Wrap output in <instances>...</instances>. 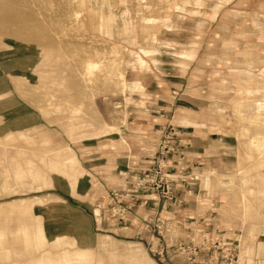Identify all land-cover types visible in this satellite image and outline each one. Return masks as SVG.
I'll use <instances>...</instances> for the list:
<instances>
[{
    "label": "rangeland",
    "instance_id": "rangeland-1",
    "mask_svg": "<svg viewBox=\"0 0 264 264\" xmlns=\"http://www.w3.org/2000/svg\"><path fill=\"white\" fill-rule=\"evenodd\" d=\"M152 1L108 0L104 3L99 0L101 11L116 14L112 18L115 24L111 22L107 25L115 31L114 35L97 33L102 32V28L98 30L99 23L86 16L82 23L88 25L85 30L74 29V22L51 19L50 25L45 24L41 31L35 32L49 33L53 37V45L57 46L55 48L17 39L0 31V93H7L0 99V102L3 101V111L0 109V231L16 229L18 221L15 218L18 215L23 216L27 224L32 220L33 227L41 224L52 231L69 227L73 229V234L68 235V238L87 229L94 233L93 238L95 236L93 248L86 247L91 250L90 260L94 264H125L123 259L117 257L126 255L133 245H141L153 259L141 256L140 250L134 247L126 255L138 257L137 263L133 264H152V261L154 264H190L183 249L201 243L203 235L207 234L216 244L201 252L200 264H252L250 259L254 260L253 264H258L264 257V251L257 248V241L264 240V233L252 239L250 229L253 224H257L258 230L262 227L264 232V196L258 192L261 187L264 188V169H253L254 161L250 158L243 161V165L250 171V186L256 188V192L250 194L241 181L244 172L240 174L237 171L240 168L238 162L241 148L257 154L256 148L248 147L249 137L241 134V125H249L250 122H241L230 107L226 108L222 118L215 111V105H230L232 101L231 97L227 98L226 94L218 90L221 88L219 83L230 80V66L222 59L227 53L225 42L233 41L243 47L247 41H259L264 31L254 25V19L264 25V0H176L172 7L167 2ZM11 3H21L24 10L31 13L33 10L35 14L39 9L48 7L45 0H0V7ZM216 7L219 13L213 19L212 13ZM5 8L10 9L8 6ZM57 8L56 4L49 18L56 16ZM125 28H129V32L127 30L126 34H120ZM65 31H72V34L69 32L68 35ZM30 37L33 42H48L33 34ZM193 41L197 42L194 44L198 47L196 52L188 54V59L178 58L175 52L190 48ZM59 43L72 44L60 49ZM153 47L160 49L157 54L165 51V114L168 115L170 125L165 137L169 142L168 149L170 152L177 149L169 135L172 129L175 130L173 137H176V132L182 129L179 126H193L176 121L178 108L190 107L198 114L197 118L206 123L202 128L195 126L197 134L208 137L206 144L201 147V165L195 172L186 171L184 179L178 178L180 180L177 179L180 176L168 170L166 165L165 173L171 174L176 180L174 194L176 189L183 187L185 199L182 204L167 207L165 211H158L154 215L140 210L141 219L155 218L152 224L145 226L142 220L136 219L125 226L107 220L109 224L103 226L105 220L98 212L106 201L107 188H117L123 184L118 176L123 177L124 173H115L120 159L136 149L140 152L146 147L141 138L147 132L138 131L137 141L132 140L138 142V147L134 149L126 127H130L131 110L136 106H145L151 96L140 80L143 81L145 74L151 73L157 66L154 61L157 54L151 55L154 54ZM43 57L46 60L42 61ZM141 57L146 62L144 67L138 64ZM87 59L97 61L94 63L95 69L83 62ZM42 62H50L53 66H43ZM38 65L41 69L34 71ZM50 69L57 71L58 78L64 76L66 82L62 86L53 84L52 89H43L39 84L42 70ZM84 72L87 77L85 82L81 78ZM124 79L129 84L133 83L132 80L137 81L125 90ZM45 89L51 91V95L57 93L54 105L67 104L64 97L73 106L82 100L85 111L83 115L90 123L86 121L82 127L75 129L64 124L70 114L69 110L64 113L54 109L47 111L48 106L53 104L48 100L50 94L43 95ZM81 89L83 94H80ZM4 100H10V103ZM105 123L123 126L122 132L98 131L99 125ZM261 127L259 124L254 126L259 129ZM195 129L186 130L194 132ZM9 135L15 138L8 140ZM122 135L129 145L121 142ZM244 142L247 147L240 145ZM66 145L73 149L75 164L61 160L60 166L68 169L73 176L52 166L51 161L56 158L45 151L46 148L58 149ZM212 169L214 173L210 178H213L214 184L209 190L205 187V179ZM35 175L41 178L36 179ZM245 190L253 201L254 209L250 212L245 211L241 201L242 191ZM21 199H26L23 204L20 203ZM17 202L20 204L17 205ZM49 208L59 211L54 217L48 218ZM137 227L140 232L135 234ZM8 234L11 238L12 234ZM106 235H111L115 241L113 253L109 249L112 247L110 236ZM245 242L253 243L251 251L247 253V260L241 262V244ZM60 244L52 241L41 247L40 251L15 257L13 254V258L0 262L28 263L48 250L57 259V254L64 250L77 251L81 247L79 244ZM111 254L115 255L116 260L110 258ZM69 257L77 256L73 254Z\"/></svg>",
    "mask_w": 264,
    "mask_h": 264
},
{
    "label": "bare ground",
    "instance_id": "bare-ground-1",
    "mask_svg": "<svg viewBox=\"0 0 264 264\" xmlns=\"http://www.w3.org/2000/svg\"><path fill=\"white\" fill-rule=\"evenodd\" d=\"M45 1L47 2L48 7L46 9H42V8L39 9L38 13H36V14L33 12V10H32V13L24 10L21 3L20 4H14V3L12 4L11 3L8 5L7 4L2 5L0 7V31L3 33H6L7 35L14 36L17 39H23V40H26V41L31 42V43H36L37 45H43V46H48L50 48L51 47L55 48L57 46L53 45V43L51 41L53 37H51L49 33H44V32L36 33L35 31H41L40 29L45 24L49 23V25H50L51 19H56V20L63 21L66 23L67 22L68 23L74 22V25H73L74 29L85 30L88 25L84 26V24L82 25V23L85 22L84 16H86L87 19L88 18H89V20L95 19V20H97L96 22L99 23L100 27L98 28V30H101V28H102V32H97V33H106L107 35H112V34L114 35V33H115V31L110 26H107V25H108V23L111 24V22L113 24H115V21H113L112 18L116 14L114 12L108 13L106 11L104 12V10L101 11V9H100L101 6L98 5L99 0H45ZM107 1L108 0H102V2H104V3ZM158 1L161 3L167 2L169 4L168 5L169 7L174 6L176 3L175 2L176 0H158ZM138 2H139V0H138ZM148 2H149V0H148ZM156 2L157 1L154 0L153 3H156ZM149 3H147V4H149ZM56 4L58 7L56 10L57 14L55 17L49 18V14L53 10V8ZM182 4H184V3H182ZM7 6L10 9L7 10L5 8ZM114 6H116V5H114ZM6 10H7V12H4ZM218 13H219V8L216 7V9L212 13V18L214 19ZM151 17H154V16H151ZM31 21H34L35 23L31 24ZM76 23L81 24V26L79 27ZM254 25L257 28H258V26H260V29L262 31H264V25H263V23L260 22V20L254 19ZM128 29L125 28L123 32L120 31V34H122V33L126 34ZM32 30H33V33H32ZM65 32H67L68 35H69V32H71V34H72V31H69V32L65 31ZM128 32H129V30H128ZM31 34H33L34 36H40L41 39L43 38L45 40H48V42H46V43H43V42L38 43L37 41L33 42L32 38L30 37ZM155 40L157 41L158 39L156 38ZM195 43L197 44L196 41L195 42L193 41L192 46L190 48H187V49L182 50V51H176L175 54H177L178 58H180L181 60H182V58L188 59L187 55L190 53L196 52V50L198 48L197 46L194 45ZM70 44H72V43H70ZM70 44L64 45V44L59 43L58 47L61 49L64 46L66 47V45L68 46ZM74 44H76V43H74ZM77 44H81V43L78 42ZM3 45H5V44H3ZM170 45H172V44H170ZM225 45L227 47V49H226L227 53L225 54L226 56L223 57L222 59L225 60L227 65L230 66V68H228L230 71V80H228V78H223L222 80H228V81L219 83L218 86L221 88L218 90L222 94H226L227 98L231 97L232 101H231L230 105H221V104L217 103L215 105V111L220 114V117L224 118L225 111H227L226 108L230 107V109L232 108L234 110V113L238 116V118L241 120V122H243V120H248L250 122L249 125H246V124L241 125V134H242V136H248L249 137L248 147H250V149L256 148L257 154L254 155L253 152H250L248 150L246 151L245 149L243 150V148H241L239 151V162H238V166L240 168L237 171H240V174H243V172H244V175L241 177L243 187L246 186L248 188V192L250 194H254V192H256V188L250 186V184H252V182L249 180V176H248L250 171L247 170V167H245L243 165V161L246 160L247 158H250L254 161L253 169H255V170L264 169V129H263L264 128V33H262L260 35L259 41L256 43H250V41H247L246 44L243 47H241L236 42L227 41V42H225ZM76 47H78V45ZM114 47L116 48V45ZM75 48H74V50H75ZM152 50H153L154 54H151V55H156L160 49L158 50L157 48L153 47ZM93 51H94V49H93ZM96 51H97V48H96ZM67 57H68V55H67ZM152 59L154 60V57H152ZM44 60H46V59L43 57L42 61H44ZM82 60L83 59H81V61ZM181 60H180V62L183 63V61H181ZM154 61H156V60H154ZM83 62L85 64H87V66H89L90 68L95 69L94 63L97 61H94L92 59H87V60H84ZM83 62L82 63L80 62V63L83 64ZM38 63H40V62H38ZM138 64H140L141 67H144L146 65L145 59L143 57H141L140 60H138ZM42 65L48 66V67L53 66V64L50 62H42ZM78 67H79V70H81L80 69L81 66L79 65ZM38 69H41V68H39V65L36 67V70L34 69V71H38ZM198 70H202V69H198ZM46 71H48V72H46ZM45 72L47 74H44ZM26 77L28 78V75ZM122 77H123V75H122ZM81 78L84 82L87 80V77L85 76V72L83 73ZM36 79H38V78H36ZM40 80L41 81L39 84L43 87V89L47 88V87L50 89L53 84H57L58 86H62L66 82V78L64 76L58 78L57 77V71H52L51 69L45 70V71L42 70ZM128 82L129 81H127V79H124L123 88L125 90L130 86V84ZM81 87H82V85H81ZM214 87H216V84L214 85ZM216 91H217V89L215 90V92ZM42 93L44 96H46V95L48 96L50 94V96H48L49 97L48 100H50L51 104H53V105L48 106L47 111L50 112L52 109H54V111H56V112L64 113L65 111L69 110L68 112H70V114H68L67 120H64V124H69V126L72 129H75V127L80 128L83 126L84 122H86V121L89 122L86 119V117L83 115V113L85 111L83 109V101L82 100L79 101L75 106H73L72 104L69 103V100L64 97V100H67L69 104L65 103L63 105V104L59 103V104L54 105V97H56L57 93L51 95V91H46V89H45V91L43 90ZM5 94H7V93L1 92L0 93V99H3V96ZM80 94H83L82 89L80 90ZM40 97H41V95H40ZM92 97H93V95H92ZM4 102L10 103V100L9 101L4 100ZM212 102H213V100H212ZM1 105H3V101L0 102V109H1V111H3ZM46 109H47V107L45 109L43 108V110H46ZM176 115H177L176 121H180L181 123H183V125H193V126H197L199 128L206 126V123L200 121L196 116L198 114L194 110L190 109V107L189 108L179 107ZM124 121L126 123L125 119H124ZM213 124H216V122ZM258 124L261 125L262 127L260 129L254 128V126H257ZM217 125L223 127V125H221V124L220 125L217 124ZM121 127H123V126L117 127V126L108 125L105 123L104 125H99L98 131L101 129H104L106 132H113V131L117 132V130H118V132H120V131L122 132ZM0 130H1V128H0ZM14 138H15L14 135L8 136V140H13ZM121 141L127 143V139H126V137H124V135L121 136ZM240 145H243V146L245 145L247 147L245 142L241 143ZM72 150L73 149L71 147H69L68 145H66L64 148H58V149L46 148L45 149L46 153L49 152V154L51 156H53V158H56L55 161H51V165L57 166L58 170H60L61 172L65 173V174H68V176H73V175L69 174L68 169H65L63 167L61 168L60 164H62L61 160L70 161L72 164H75L74 161L76 158H75ZM41 162H42V160H41ZM72 167H75V165ZM215 171H217V170H215ZM212 173H214V169H212V171L209 172V174L207 175V178L205 179V187L209 190H211V188L213 187V184H214L213 178L212 177L210 178V176H212ZM34 178L40 179L41 177H40V175H35ZM231 180H232V182L234 181L233 179H231ZM220 184H221V182H220ZM242 192H243L242 198H241L242 204L245 207L244 208L245 211L250 212L254 209V208H252L253 201H252V199H250L248 197L246 190L242 191ZM258 192L260 194H262L261 196H264V188L261 187L258 190ZM224 199H226L225 196H224ZM25 200L26 199H21L20 203L23 204V202ZM36 202H37V200H36ZM20 203H18L17 205H19ZM38 203H39V200H38ZM58 211L59 210L56 208H49L47 211L48 218L54 217ZM3 216H4V214H3ZM15 219H17V221H18V225L16 224L17 222L15 223L18 226V227H16V229H14V230L10 229V231H6L3 229L0 231V260L3 261V259H10V258L15 257V255L21 256V255H24L25 253L28 254V253L35 252V251H40L41 247H43L46 243L51 244V242L54 241L56 243H62L60 245H64V243H66V245L72 244V246H74V244L75 245L79 244V245H81V247L78 248L77 251H75V250L69 251L68 249H66V251L64 250L62 253H59L60 252L59 251V252H57L59 254L55 253L59 256L57 259L54 258V255H53L54 253L52 254V252L48 250V251H44L42 253V256H40L39 258H37L35 260H30V262H28V263L15 261L12 264H94L90 260V256L92 254L91 250H89L87 248L88 247L93 248V246L95 245V236L93 238L94 233L92 234L89 230L86 229V231H84L82 233H77V234L73 235L71 238H68L67 237L68 235L70 236L73 234V231H72L73 229L71 230L69 227H67L61 231H52L49 229H45V227H43V225H41V224L33 227L32 226L33 224H31L32 220L30 221V223L27 224L26 219H24V217L21 215L16 216ZM258 227L259 226L257 224H253V226L251 227V229H250L251 234L250 235H251V237H253L252 239H255L260 233H264L262 231L263 228L261 227L260 230H258ZM6 228H7V223H6ZM8 232H10V234H12L11 238L9 237L10 235L8 234ZM240 237H242V236H240ZM239 240H240V238H239ZM239 242L241 243V241H239ZM252 243L253 242H249V243L245 242V243L241 244V256L239 255L241 262H244L245 260H247V253L249 251H251V244ZM90 244H92V245H90ZM5 245H6V247H5ZM68 246H71V245H68ZM257 248L259 250L261 248V251H264V240L257 241ZM73 251H75V252L73 253ZM13 254H14V256H13ZM73 254H75L77 257L76 258L69 257L70 255H73ZM110 258L112 259V254L110 255ZM99 260H101V259H99ZM250 261H252V264L254 263V260L250 259ZM124 262H125V264H131V263L136 262V259L135 258H126V259H124ZM153 263H154V261H152V264ZM0 264H3V263L0 262ZM4 264H6V263H4ZM258 264H264V257L259 261Z\"/></svg>",
    "mask_w": 264,
    "mask_h": 264
},
{
    "label": "crops",
    "instance_id": "crops-1",
    "mask_svg": "<svg viewBox=\"0 0 264 264\" xmlns=\"http://www.w3.org/2000/svg\"><path fill=\"white\" fill-rule=\"evenodd\" d=\"M157 63L156 68L151 73H146V78L140 80L144 88L151 94L149 100L146 102L145 106H136L133 108L130 112L129 117V124L126 127V130H128L129 134V140H136L138 139L139 132L138 131H145L147 134L143 135L141 139H143L145 143V148H142V150L131 152L130 154H126V157L123 159H120L119 166L115 170V173H126L130 170H137L142 168L144 165L154 162V157L157 155V152L161 148V144L165 145L166 141V133L167 129L169 128L168 124V115L165 114V51L163 53H159L155 57ZM169 78V77H168ZM133 83L130 84L131 86L135 83L137 80H132ZM180 132L177 130V136L172 137L175 146L177 149H175L174 152H170L169 150L166 152V156H164L162 163L167 165V169L174 171V174L180 179H184V173L186 171L189 172V170H192V172H195L196 168H199L201 165V154H202V145H205L207 142L208 137H204L201 134H197L196 127L195 126H179ZM187 128H194V132L186 130ZM136 130V131H135ZM134 138V139H133ZM122 143H125L121 141ZM128 140H127V143ZM133 148L138 147V142L132 141L131 142ZM149 149V150H148ZM129 169V170H127ZM117 171V172H116ZM178 174V175H177ZM119 180L123 182V177L120 175L118 176ZM178 179V180H180ZM122 185L119 184L117 188L121 187ZM178 188V187H177ZM183 187H179L175 190V199L172 202H169L167 200H159L158 196L153 193H143L139 196L137 199L136 205H137V217H133V221L136 219L141 220L140 210H146L149 211L151 215L157 214L158 211H165L167 207H175L178 203H183L185 197L184 192L185 189H182ZM110 189V187H109ZM107 188V190H109ZM106 191V190H105ZM184 208V207H183ZM181 211H184V209H181ZM150 215V216H151ZM103 226H107L109 223L107 221H104ZM139 229L136 228L135 234H138ZM110 236L111 245L109 249H111L112 253L114 252L113 246L115 245V241ZM98 239H101L98 237ZM103 239V238H102ZM98 245H100L98 243ZM97 246V245H96ZM137 247V250H140L141 256H148L146 253V250L141 245H133L130 246L129 252L132 251L133 248ZM128 252V253H129ZM127 253V254H128ZM117 254V253H116ZM126 254V255H127ZM119 255V254H118ZM126 255H119L117 258L126 259V258H135L137 263L138 257L136 256H126ZM126 256V257H124ZM112 258L115 259V255H112ZM151 260H153L151 257H149ZM133 264V263H131ZM154 264V263H153Z\"/></svg>",
    "mask_w": 264,
    "mask_h": 264
},
{
    "label": "built area",
    "instance_id": "built-area-1",
    "mask_svg": "<svg viewBox=\"0 0 264 264\" xmlns=\"http://www.w3.org/2000/svg\"><path fill=\"white\" fill-rule=\"evenodd\" d=\"M175 134V130L170 131V138ZM169 142L161 144L160 150L154 157V162L144 165L137 170H130L123 175V184L119 188H110L106 193V201L99 209L98 215L105 221H114L118 224L130 225L133 217H137V199L143 193H153L159 200L174 201V183L176 180L171 174L165 173L166 164L163 158L166 156ZM145 226L155 222V218L146 217L141 219ZM142 229V227H141ZM140 231V229H139ZM216 241L210 239L207 234L203 235L201 243L183 249L190 264H200L201 252L211 249Z\"/></svg>",
    "mask_w": 264,
    "mask_h": 264
}]
</instances>
